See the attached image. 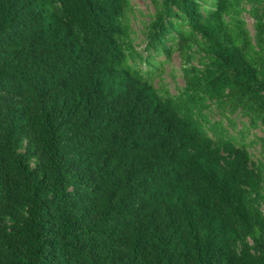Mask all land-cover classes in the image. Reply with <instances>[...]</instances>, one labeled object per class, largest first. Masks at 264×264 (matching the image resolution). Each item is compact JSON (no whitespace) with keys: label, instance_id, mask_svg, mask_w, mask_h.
<instances>
[{"label":"trees","instance_id":"trees-1","mask_svg":"<svg viewBox=\"0 0 264 264\" xmlns=\"http://www.w3.org/2000/svg\"><path fill=\"white\" fill-rule=\"evenodd\" d=\"M152 3L0 0V264H264V0Z\"/></svg>","mask_w":264,"mask_h":264},{"label":"rangeland","instance_id":"rangeland-1","mask_svg":"<svg viewBox=\"0 0 264 264\" xmlns=\"http://www.w3.org/2000/svg\"><path fill=\"white\" fill-rule=\"evenodd\" d=\"M131 5V11H129V21H130V35L133 40L135 48L143 52L146 45L145 31L147 30V25L154 20V14L156 13V8L152 3V0H129ZM247 11L242 14V18L247 23V28L249 29L252 36L255 35L254 24L255 21L251 15V6L245 5ZM196 55L194 54L191 61L192 65L200 66V57L204 55L198 49H194ZM161 74L155 78L154 83L158 88L167 89L171 94L176 95L178 92L182 91L186 86V79L183 71V59L179 51L175 50L172 53L170 60L165 62L161 68ZM216 119V117H215ZM243 122H247L244 119ZM238 126L241 127L242 121L237 120ZM264 136V129L261 127L252 129L249 133V138H253L254 135ZM262 145L258 140L253 146L249 147V151L254 157L261 158L264 153L262 152ZM264 212V204H263Z\"/></svg>","mask_w":264,"mask_h":264}]
</instances>
